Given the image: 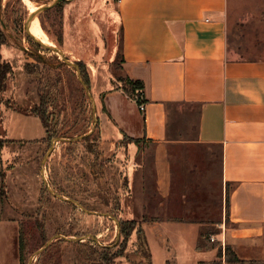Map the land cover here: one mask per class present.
I'll return each instance as SVG.
<instances>
[{"label": "rangeland", "instance_id": "obj_1", "mask_svg": "<svg viewBox=\"0 0 264 264\" xmlns=\"http://www.w3.org/2000/svg\"><path fill=\"white\" fill-rule=\"evenodd\" d=\"M0 1V27L6 36L1 53L12 65L5 88H0V151L4 162L0 206L3 217L17 222L21 264H96L106 251L114 256L113 264H149L138 230L140 225L145 233L143 217L154 219L158 210V143L128 135L121 139L101 137L103 88L111 83L126 87L130 95L140 92L119 73L120 20L114 0L62 1L40 10L28 24L31 12L54 0H34L37 5L32 9L23 0ZM227 7L229 53L264 58V0H228ZM65 20L69 23L67 45L62 42ZM37 21L44 29L43 36ZM36 37L56 44L78 65L88 90L75 66ZM79 62L84 64V73ZM8 102L19 109L8 106ZM24 108L38 113H27ZM171 117L176 139L185 141L169 143L174 177L167 206L178 213L194 210L193 216H185L196 219L219 220L224 190L218 171L210 169L204 147L193 142L197 105H175ZM42 133L44 137L35 140ZM52 142L53 148L45 157ZM187 166H195L196 172L204 174L198 173L196 186L183 176ZM224 189L228 191L230 185ZM176 190L178 196L173 194ZM141 199L145 207L142 216ZM131 219L140 224L125 233L121 222ZM205 228L206 238L213 241L214 227ZM152 237V262L163 264L162 250ZM2 240L0 237V243ZM226 248L221 246V258L214 264H237L227 260ZM148 250L151 255L149 244Z\"/></svg>", "mask_w": 264, "mask_h": 264}, {"label": "crops", "instance_id": "obj_2", "mask_svg": "<svg viewBox=\"0 0 264 264\" xmlns=\"http://www.w3.org/2000/svg\"><path fill=\"white\" fill-rule=\"evenodd\" d=\"M114 5L120 20L119 73L142 81L145 101L141 110L120 85L105 86L101 137L128 135L158 143V210L154 219L142 223L151 263L153 235L163 264H214L221 258L222 245L245 264H264V58L229 53L228 0H114ZM68 24L65 20L62 26L63 44ZM181 104L197 105L193 142L204 147L224 190L221 219L216 221L191 217L194 210L178 213L167 206L174 177L169 143L185 141L176 139L171 108ZM2 158L0 151V169ZM195 168L183 169L192 186L199 180ZM16 223L2 216L0 206V264H21ZM207 225L215 229L213 241L206 238Z\"/></svg>", "mask_w": 264, "mask_h": 264}, {"label": "trees", "instance_id": "obj_3", "mask_svg": "<svg viewBox=\"0 0 264 264\" xmlns=\"http://www.w3.org/2000/svg\"><path fill=\"white\" fill-rule=\"evenodd\" d=\"M0 7H1V1H0ZM6 36H5V33L4 31L1 29L0 27V88H5L6 86V76L12 72V65L10 62L6 61L5 59H3L2 57V54H1V46L3 43L6 42ZM121 59H122V56H121ZM80 64V67L83 71V73L85 72V67H84V64L82 62H79ZM30 72V71H29ZM128 79V82L129 84H132L134 87H136L137 89H139V93L135 94V95H130L128 93V90L126 87L124 86H121L120 87L131 97L135 100V102L137 103L138 106H140V104H142L145 100H144V97H143V83L142 81H139V80H134V79H131V78H127ZM40 100L44 102L45 100V96L42 94H40ZM8 106H12L13 108H18L19 109V106L17 105H13L11 102H8ZM24 111H26L27 113H34L35 110L33 111L32 109L28 110L27 108H24ZM36 112L38 113V111L36 110ZM37 113H34V114H37ZM42 118V117H41ZM1 119H2V113H1V110H0V123H1ZM42 120V119H41ZM43 122V120H42ZM5 135V134H4ZM6 141H10V139L8 137H6ZM0 146H1V142H0ZM147 220L146 217H143V221ZM142 221V222H143ZM136 223L140 224L139 221H135V219H131V220H125V221H122L121 222V227H122V231L125 230V233H128L129 229H133L135 226H136ZM142 229V227L139 225V230L138 232L139 233H142V235H139V239L141 241V244L142 246L145 245V248H142L141 250H144L145 254L144 256L145 257H148L149 259V264H152L151 263V255H150V251L148 250V241H147V237H146V234L144 233V231ZM130 233V232H129ZM147 247V249H146ZM91 248V247H90ZM226 253L228 255V258L227 260L228 261H233V262H237V264H243L245 263L246 261L244 259H240L234 252L233 250L227 246L226 248ZM90 251L93 253V255L95 254V251L94 249L92 248V250L90 249ZM218 254L221 256V249H219L218 251ZM86 255H87V252H86ZM114 259V256H111V253H109L108 251H106L105 253L101 254V258L96 260V264H113L111 262V260ZM20 261H21V255H20Z\"/></svg>", "mask_w": 264, "mask_h": 264}, {"label": "water", "instance_id": "obj_4", "mask_svg": "<svg viewBox=\"0 0 264 264\" xmlns=\"http://www.w3.org/2000/svg\"><path fill=\"white\" fill-rule=\"evenodd\" d=\"M62 1H66V0H54V1H52L51 3L39 5V7H38L36 10H34L33 12H31L30 15L28 16L27 24H28L29 21H31L35 16H37V13H38L40 10H42V9H44V8H47V7H50V6H52V5H56L57 3L62 2ZM36 40H38V41H39L43 46H45V47H48V48H52V49H54V50H57L58 52H60V53L62 54V56H63V58H64L65 61H67V62H69V63H72V64L75 66L76 70H77V74H78V78H79L80 82L83 84V86L85 87V89L88 90V86H87V84L84 82V80H83V78H82L80 68L78 67V65H77L76 63L71 62L69 59L66 58V56H65V52H64L63 50L59 49V48L56 46V44H54V45H50V44H47V43L42 42L38 37H36ZM91 98L93 99V96H91ZM93 108H95V102H94V99H93ZM53 142H55V141H53ZM53 142H52L51 146L49 147L48 151L46 152L45 157H47V156L50 154V152H51V150H52V148H53ZM41 174H42L43 179L45 180V177H44V174H43V170H42V173H41ZM49 241H50V240H49ZM49 241H48V243H49Z\"/></svg>", "mask_w": 264, "mask_h": 264}, {"label": "bare ground", "instance_id": "obj_5", "mask_svg": "<svg viewBox=\"0 0 264 264\" xmlns=\"http://www.w3.org/2000/svg\"><path fill=\"white\" fill-rule=\"evenodd\" d=\"M24 1V3L26 4V6L28 7V8H35V6L37 5L35 2L36 1H34V0H23ZM37 28H38V30H39V34L41 35V36H43L44 35V29L42 28V26L38 23V21H37ZM42 38V37H41Z\"/></svg>", "mask_w": 264, "mask_h": 264}, {"label": "built area", "instance_id": "obj_6", "mask_svg": "<svg viewBox=\"0 0 264 264\" xmlns=\"http://www.w3.org/2000/svg\"><path fill=\"white\" fill-rule=\"evenodd\" d=\"M139 108L142 110V109H144V106L142 104H140ZM211 239L212 240L214 239L213 236L211 237Z\"/></svg>", "mask_w": 264, "mask_h": 264}]
</instances>
